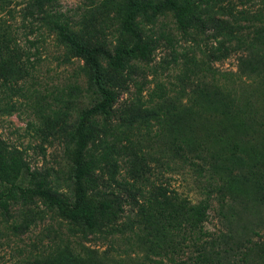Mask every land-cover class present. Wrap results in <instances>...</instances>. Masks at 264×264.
<instances>
[{"label": "rangeland", "instance_id": "374dc122", "mask_svg": "<svg viewBox=\"0 0 264 264\" xmlns=\"http://www.w3.org/2000/svg\"><path fill=\"white\" fill-rule=\"evenodd\" d=\"M29 1L0 11V154L69 201L70 135L98 96L80 59L53 35L29 30ZM38 1L33 12L63 13L83 45L132 44L117 16L122 0ZM197 10L204 26L185 32L166 12L136 19L146 58L119 70L99 62L115 101L90 119L84 154L101 227L65 221L38 199L19 204L0 216V264H194V237L167 248L181 231L168 229L165 214L202 199L204 251L221 264H264V0ZM182 199L187 206L176 204Z\"/></svg>", "mask_w": 264, "mask_h": 264}, {"label": "trees", "instance_id": "16d2710c", "mask_svg": "<svg viewBox=\"0 0 264 264\" xmlns=\"http://www.w3.org/2000/svg\"><path fill=\"white\" fill-rule=\"evenodd\" d=\"M220 0H122L117 10L120 28L132 39L128 47H114L111 51L101 45H83L74 37L69 19L59 11H39V1L30 0V6L23 9L22 16L29 18V30H36L42 34L46 32L68 49L70 54L80 59L90 74V81L98 101L89 108L79 112L76 125L71 133L72 146L70 162L72 166V195L71 200H66L52 194L42 182L34 181L23 164L14 157L0 154V216L9 214L12 207L25 204L33 199H38L52 207L57 215L70 223L81 224L94 231L102 225L103 208L94 207L88 199L89 176L91 165L85 157V148L90 139L89 121L97 115H106L115 101V95L101 85L100 60L105 62L111 70H119L126 61L132 59H145L148 46L142 40L136 29V19L151 23L157 15L169 13L175 27L180 31L189 29H202L204 23L198 11L199 6L215 5ZM12 0H0V11ZM36 8V12L31 10ZM9 27L3 26L2 40L8 42ZM29 45L34 43L29 42ZM186 200L176 201L177 205L187 206ZM105 206V205H103ZM209 204L202 199L193 205H188L182 213H174L173 205L166 209L165 220L168 229L174 233L180 232L178 241L171 243L170 253L175 248L180 249L181 240L194 237L193 246L196 252L194 264H221V259L212 257L210 252L204 251V241H201L203 223L208 218ZM99 229V228H98ZM215 255V254H214ZM176 264V263H174Z\"/></svg>", "mask_w": 264, "mask_h": 264}]
</instances>
